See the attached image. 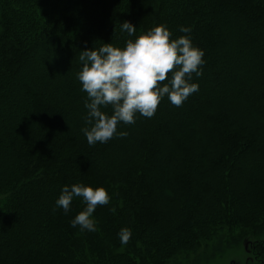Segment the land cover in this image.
<instances>
[{
	"label": "trees",
	"instance_id": "16d2710c",
	"mask_svg": "<svg viewBox=\"0 0 264 264\" xmlns=\"http://www.w3.org/2000/svg\"><path fill=\"white\" fill-rule=\"evenodd\" d=\"M124 21L190 36L199 88L89 145L79 57L135 39ZM73 183L110 194L95 231L56 207ZM219 237L264 264V0H0V264H197Z\"/></svg>",
	"mask_w": 264,
	"mask_h": 264
},
{
	"label": "clouds",
	"instance_id": "9594fccd",
	"mask_svg": "<svg viewBox=\"0 0 264 264\" xmlns=\"http://www.w3.org/2000/svg\"><path fill=\"white\" fill-rule=\"evenodd\" d=\"M120 30L135 39H127L124 47L114 46L112 42L94 46L83 50L79 57L82 68L77 78L87 93L86 123L90 125L82 131L89 145L106 143L114 136L126 137L127 131H117L118 124H134L137 113L151 118L165 96L179 107L199 88L192 75H202L205 53L190 36L172 38L171 31L163 24L136 36V26L129 21L120 24ZM179 30L191 32L188 26ZM165 80L167 83H163ZM109 105L110 115L102 110ZM75 198L86 206L74 216L71 225L95 231L93 213L98 205L110 203L109 192L103 186L66 184L55 201L56 207L68 213ZM118 236L121 244L126 245L132 236L131 229L121 228Z\"/></svg>",
	"mask_w": 264,
	"mask_h": 264
},
{
	"label": "rangeland",
	"instance_id": "374dc122",
	"mask_svg": "<svg viewBox=\"0 0 264 264\" xmlns=\"http://www.w3.org/2000/svg\"><path fill=\"white\" fill-rule=\"evenodd\" d=\"M249 243V239H245L237 245L231 244L225 239L221 240L220 237L215 238L196 252V255L199 256L197 264H247L252 258ZM193 257L195 258V255ZM176 260L179 262V259ZM173 262L171 261L169 264ZM181 264H193V259L192 261L181 260Z\"/></svg>",
	"mask_w": 264,
	"mask_h": 264
}]
</instances>
